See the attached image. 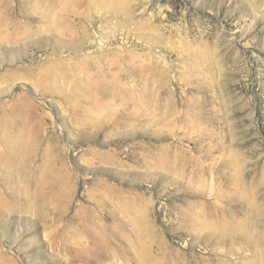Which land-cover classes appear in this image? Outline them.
<instances>
[{
  "label": "rangeland",
  "instance_id": "374dc122",
  "mask_svg": "<svg viewBox=\"0 0 264 264\" xmlns=\"http://www.w3.org/2000/svg\"><path fill=\"white\" fill-rule=\"evenodd\" d=\"M135 251L264 264V0H0V264Z\"/></svg>",
  "mask_w": 264,
  "mask_h": 264
},
{
  "label": "bare ground",
  "instance_id": "6f19581e",
  "mask_svg": "<svg viewBox=\"0 0 264 264\" xmlns=\"http://www.w3.org/2000/svg\"><path fill=\"white\" fill-rule=\"evenodd\" d=\"M252 7H254V6H252ZM110 95V94H109ZM139 235V234H138ZM139 238V237H138ZM134 258H136V261H138V262H140V264L143 262L142 261V259H141V257H140V253L139 252H134Z\"/></svg>",
  "mask_w": 264,
  "mask_h": 264
}]
</instances>
